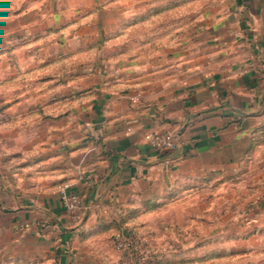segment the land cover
Wrapping results in <instances>:
<instances>
[{"label": "crops", "instance_id": "crops-1", "mask_svg": "<svg viewBox=\"0 0 264 264\" xmlns=\"http://www.w3.org/2000/svg\"><path fill=\"white\" fill-rule=\"evenodd\" d=\"M193 1L188 18L187 0H0V59L40 76L2 120L0 264H126L113 234L181 183L260 171L264 186V0ZM140 11L150 36L126 35ZM160 130L174 148L144 138Z\"/></svg>", "mask_w": 264, "mask_h": 264}, {"label": "rangeland", "instance_id": "rangeland-1", "mask_svg": "<svg viewBox=\"0 0 264 264\" xmlns=\"http://www.w3.org/2000/svg\"><path fill=\"white\" fill-rule=\"evenodd\" d=\"M187 1L190 18L194 1ZM177 9L170 11L172 31L179 14ZM147 13L140 11L135 17L129 16V26L123 28L125 34L150 36V15ZM157 21L158 18L155 23ZM18 65V58L0 59V131L5 117L31 109L21 103L35 93V79L40 77L19 75L16 73ZM259 172H240L228 184L187 180L192 186L181 183V187L171 192L170 201L160 199L158 204L150 203L154 206H150L148 213L123 227L138 230L158 251L157 262L171 260L167 263L179 264L172 261L200 257L202 261L196 264H264V210L258 199H250L258 194L264 197V186L257 187L258 181L253 180ZM140 206L141 209L148 207L142 202Z\"/></svg>", "mask_w": 264, "mask_h": 264}, {"label": "built area", "instance_id": "built-area-1", "mask_svg": "<svg viewBox=\"0 0 264 264\" xmlns=\"http://www.w3.org/2000/svg\"><path fill=\"white\" fill-rule=\"evenodd\" d=\"M144 138L156 150L171 149L177 145L176 134L170 130L148 131L144 134ZM59 196L73 222H80L84 214V206L79 193L65 183L60 187ZM113 247L126 264H150L156 260L158 253L135 227L119 228L114 233Z\"/></svg>", "mask_w": 264, "mask_h": 264}, {"label": "trees", "instance_id": "trees-1", "mask_svg": "<svg viewBox=\"0 0 264 264\" xmlns=\"http://www.w3.org/2000/svg\"><path fill=\"white\" fill-rule=\"evenodd\" d=\"M159 261V260H158ZM155 262H157V261H155Z\"/></svg>", "mask_w": 264, "mask_h": 264}]
</instances>
